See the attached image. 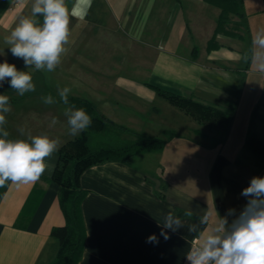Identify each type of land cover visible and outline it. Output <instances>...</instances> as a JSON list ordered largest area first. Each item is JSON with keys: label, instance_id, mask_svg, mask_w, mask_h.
<instances>
[{"label": "crops", "instance_id": "1", "mask_svg": "<svg viewBox=\"0 0 264 264\" xmlns=\"http://www.w3.org/2000/svg\"><path fill=\"white\" fill-rule=\"evenodd\" d=\"M73 3L67 0L69 7ZM259 6L264 12V0ZM245 7L242 37L219 32L216 46L209 48L220 9L204 0H92L84 20L71 19L68 51L49 73L27 69L4 42L18 18L31 15L32 0H0V63L7 60L30 71L36 85L35 92L23 96L7 82L0 87L11 106L5 125L9 138L47 134L59 137L61 146L74 138L68 135L66 106L45 105L41 99L51 94L59 101L57 86H67L69 96L89 100L115 123L165 139L160 151L83 171L85 241L76 264H184L193 239L212 231L219 217L231 225L246 205L241 192L252 177H264V163L245 148V140L264 139V128L251 121L253 105L237 119L241 70H249L247 63L242 67L250 42ZM261 80L263 85V74ZM147 84L231 111L226 138L213 144L217 127L197 122ZM52 117L58 120L54 126ZM57 152L48 163L56 164ZM49 176L45 172L35 185L0 187V264H47L55 258L59 241L51 229L65 218L59 186ZM229 209L235 213L228 215ZM186 210L192 215L185 216ZM168 211L184 226L168 230L165 240L162 220ZM205 213L207 225L199 222ZM189 225H197L196 232L190 233ZM153 234L159 242H146Z\"/></svg>", "mask_w": 264, "mask_h": 264}, {"label": "clouds", "instance_id": "2", "mask_svg": "<svg viewBox=\"0 0 264 264\" xmlns=\"http://www.w3.org/2000/svg\"><path fill=\"white\" fill-rule=\"evenodd\" d=\"M91 4L92 0H74L69 7L67 0H32L31 15L20 16L4 42L12 56L22 59L27 69L53 72L68 51L71 19L84 20ZM242 58L245 62L251 61L256 71L264 74V27L255 32L252 46ZM5 82L20 96L36 91L31 72L18 70L7 60L0 63V87ZM70 93L69 87L57 86L59 101L51 94L41 99L45 105L62 102L66 106L63 114L67 118L68 135L78 136L91 126L92 118L84 109L69 104ZM10 111L9 97L0 94V187L35 185L45 172L49 175L54 172L55 164L47 161L62 142L59 137L51 138L47 134L29 135L27 139L9 138L5 125ZM57 123V118L52 117L50 126ZM19 131L23 134L24 129ZM241 195L247 198V203L239 215L231 225L226 217H219L212 231L198 237L186 254L190 264H264V177H252ZM234 213L235 209H229L228 215ZM184 215L191 216L192 212L186 210ZM209 219L205 213L199 222L207 225ZM183 226L180 217L168 211L162 220L161 235L167 240L168 230L176 232ZM196 230L197 225L188 226L190 233ZM146 242L159 241L153 234Z\"/></svg>", "mask_w": 264, "mask_h": 264}, {"label": "trees", "instance_id": "3", "mask_svg": "<svg viewBox=\"0 0 264 264\" xmlns=\"http://www.w3.org/2000/svg\"><path fill=\"white\" fill-rule=\"evenodd\" d=\"M220 9L214 36L208 47H215V35L222 32L228 36L241 38L243 26V0H204ZM237 17L238 20H233ZM155 93L170 104L202 124L218 128L219 133L212 139L213 144L222 142L228 133L232 121V112L217 106L206 104L191 96L147 84ZM69 104L84 109L92 118L91 126L78 136L65 142L58 150L55 170L48 179L59 186V204L65 223L51 229V235L59 241L55 258L47 264H76L82 256L85 241V229L81 214V201L86 195L79 183L83 171L87 168L111 160L129 162L145 151H160L165 139L151 137L124 125L115 123L104 115L89 100L68 96ZM264 108V74L262 90L253 104L251 121L256 119L264 123L259 109ZM167 137L172 135L167 132ZM245 148L253 151L264 163V139L250 136L245 140Z\"/></svg>", "mask_w": 264, "mask_h": 264}, {"label": "rangeland", "instance_id": "4", "mask_svg": "<svg viewBox=\"0 0 264 264\" xmlns=\"http://www.w3.org/2000/svg\"><path fill=\"white\" fill-rule=\"evenodd\" d=\"M244 3L246 5L245 8L247 9V16L249 17V19L245 20L246 29H248V37L250 38L249 39L250 42L247 41L248 43H246L245 46H247V52H249L252 46L253 35L259 28L264 27V12L260 10L261 8L259 6V0H243V6ZM257 7H259V10L257 11V15H255ZM253 16H259V17H253ZM247 21L250 24L249 27L247 26L248 25ZM255 21L258 22V25L256 24ZM246 63L248 64V68H249L248 72L241 70L242 72L241 76H244V85L240 92L239 107H237L238 120H240V118L243 117L245 113L247 114V111L249 112L250 107L254 103L253 101H255L259 97L262 90V80H261L262 74L256 71L251 61L242 63V67H244ZM259 113L264 116L263 107L259 109ZM255 121L260 122L261 126L264 128V123L261 120L256 119Z\"/></svg>", "mask_w": 264, "mask_h": 264}, {"label": "built area", "instance_id": "5", "mask_svg": "<svg viewBox=\"0 0 264 264\" xmlns=\"http://www.w3.org/2000/svg\"><path fill=\"white\" fill-rule=\"evenodd\" d=\"M196 240H197L196 238L192 240V246H193V244H194V242H195ZM184 264H190V262H189V261H187V260L185 259V262H184Z\"/></svg>", "mask_w": 264, "mask_h": 264}]
</instances>
